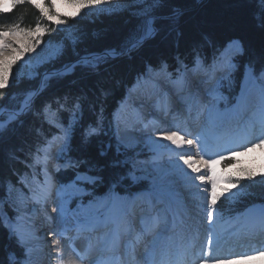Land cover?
Here are the masks:
<instances>
[{"label": "bare ground", "instance_id": "bare-ground-1", "mask_svg": "<svg viewBox=\"0 0 264 264\" xmlns=\"http://www.w3.org/2000/svg\"><path fill=\"white\" fill-rule=\"evenodd\" d=\"M0 51L5 53L0 57V74L16 56L27 57L24 62L29 64L31 60L33 63L38 59L28 46L22 42L16 46L15 41L7 36L0 38ZM232 53L228 51L217 60L215 57L218 54L207 60L200 58V65L183 63V69L173 77L159 71L150 72L144 83L140 80L130 90L121 107L122 112L116 117L118 137L126 144L140 143L148 147L149 165L146 169L152 178L144 186L138 185L139 188L147 185L148 190L123 195L129 192V187L110 186L108 195L101 193L100 197H92L96 191L84 189L89 182L80 177L73 179L72 176L67 190L62 193L60 188L56 192L53 204L51 199L55 187L48 195L50 198H46L53 184L47 176L48 170L70 160L54 156L51 160L46 154L42 170L45 178L41 180L44 182L43 191L33 186H30L31 189L20 187L26 194L17 197V216L14 221L7 220L5 223L27 246L24 264H138L140 258L137 255L150 256L154 246H159L161 242V254L155 264H260L264 261V248L260 247L264 245V209L261 206L252 207L250 214L246 213L248 216L245 217L241 215L226 219L221 215L224 220L219 218L221 221H218L213 214V199L224 186L220 167L229 163L231 157L244 160L259 158L264 154V75L257 76L253 81L244 77V88L235 98L228 117L223 112L220 115L217 113L215 94L220 85L213 84L216 77L212 83L205 82V86H202L208 89L211 85L208 98L198 90L197 85L193 86L190 79L191 75L210 78L223 66L221 63L226 56ZM195 67L196 72L193 71ZM179 93L184 95V106L176 102ZM35 95L29 92L22 100L19 111L28 108ZM167 111L179 117L178 126L188 133L192 145L185 146L183 138L167 130L165 122V127L160 126L158 122L161 118H167ZM195 121L205 123L206 127L193 132ZM213 122L218 125L217 129L212 125ZM183 155L190 157L185 160L181 158ZM46 159H49L47 163ZM51 168L49 173L53 175ZM64 196L70 199V204L74 201L84 202L79 216L88 215V218L78 221L76 219L79 217L70 216L68 223L62 226L58 212L63 207ZM49 201V208L53 206L58 216L56 226L59 230L46 237L53 227L47 212L48 215L43 216L50 231L41 237V207ZM191 219L207 232L203 238V248L199 249L197 245L202 237L197 229L189 236ZM236 221L239 223L233 225ZM123 236L124 242L119 241ZM51 239L53 242L50 247ZM168 240L172 245L165 242ZM43 250L44 253H50V261L49 254L41 258ZM195 251L198 254L192 256Z\"/></svg>", "mask_w": 264, "mask_h": 264}, {"label": "trees", "instance_id": "trees-1", "mask_svg": "<svg viewBox=\"0 0 264 264\" xmlns=\"http://www.w3.org/2000/svg\"><path fill=\"white\" fill-rule=\"evenodd\" d=\"M149 1L157 31L135 47L131 45L145 24L127 10L72 18L58 14L51 0L40 6L31 0H15L10 10L0 11V30L29 32L42 22L48 33L43 38L62 45L60 54L41 66L34 77H22L0 88V108L18 110L24 96L37 89L43 72L70 65L83 55L117 52L97 65L79 63L69 73L49 77L30 107L0 127V202L6 200L8 187L20 184V177L28 174L27 164L53 132V126L43 118L46 105L64 126L69 125L70 112L78 106L68 150L74 167L63 171L61 177L68 181L76 172L94 175L99 180L94 192L101 194L110 186L126 187L128 183L123 160L132 154L122 155L115 146L112 119L128 89L147 68L193 64L201 58L196 54L207 60L217 52L216 46L238 40L241 54L237 55L234 89L245 67L257 73L264 70V4L260 0ZM51 16L62 19L67 28L55 27L47 20ZM67 32H72V37ZM90 129L96 133L88 134ZM121 177L124 180L120 181ZM235 182L240 183L242 193L234 201H220L223 213L232 215L254 204L264 205V179L239 176ZM7 212L11 215L9 209ZM11 253L18 260L23 257L0 217V264H11Z\"/></svg>", "mask_w": 264, "mask_h": 264}, {"label": "rangeland", "instance_id": "rangeland-1", "mask_svg": "<svg viewBox=\"0 0 264 264\" xmlns=\"http://www.w3.org/2000/svg\"><path fill=\"white\" fill-rule=\"evenodd\" d=\"M14 1L15 0H0V4L3 5V6H0V11L10 10ZM43 1L44 0H31L32 3H34L35 5H39V6L42 5ZM51 1L54 5L56 12L60 15H63L64 17H72V18L80 17V16L93 17V16H98L99 14H102V13H112V12L121 11V10H127L130 13L137 15L141 20H143V22L145 24V29L141 30L142 32L140 31L139 35L134 40L131 47H135V46L139 45L146 38L152 37L157 31L156 27L153 23L155 16L152 14L153 8L151 7V2L149 0H51ZM47 20L50 21L51 23H53V25L57 28H61V29L67 28L65 26V22L62 19H60L59 17L51 16V17H48ZM46 29H47V27H45L42 24V22H39L36 25V27L33 29V31H29V32L22 31L19 29H14V28L7 29V30H0V38L7 36V37L11 38V40L15 41L16 46H18L19 43L22 42L24 46H28L32 50L31 52L33 53V56L38 58L37 60L33 59L34 60L33 63L31 62L32 61L31 60L30 64L24 62V60L25 61L27 60V57L19 55L18 57L16 56V57L12 58L11 61L7 65L8 67L4 69L3 74H0V88L9 87L13 83H15L16 80H18L22 77H25V78L34 77L36 75L37 71L39 70V68H41V66L50 62L52 59H54L55 57H57L60 54V51L62 49L61 43L45 40L43 38V36L48 35V33L46 32ZM66 34L69 37H72V35H73L72 32H67ZM8 47L11 48L10 46H8ZM12 49H15V48L12 47ZM229 51L233 52L232 56H234V58L236 55L241 54V50L239 51V47L238 48L234 47L232 49H229ZM217 53L218 52H216V54H212L211 56H216ZM3 54L5 55L4 51H0V57H2ZM115 56H117V52H115V51H112V52L111 51H104L101 53H91V54L81 56L76 62H74L70 65L64 66L60 69L49 70V71L43 72L41 74V76L39 77V85H38L37 89L34 91H31V92H34V94L35 93L37 94L45 86L46 81L49 77L57 75V74L59 75V74L69 73L75 64L80 63L83 65H93L94 66V65L99 64L105 58H113ZM196 56H199L202 58V56L199 54H196ZM219 57H220V55L218 54L215 57L216 58L215 60H217V58H219ZM221 64H224V61ZM195 65H200V58L197 57L194 60L193 66H195ZM235 66H236V64H235ZM183 67H184L183 63H178V66L176 68H170V69H174V70H170L167 67H161L159 69H152L150 67L147 68L146 72L144 74H142L141 76H139L136 79V81H134L135 83L128 89L125 98L120 102L119 107L117 108V110L113 114V119H112L113 120V123H112L113 124V126H112L113 132H112V135L115 139V146H117V149L121 150L122 155H124L126 153L132 154V156L130 155V157L125 158L123 160V167L127 173V174H125V176H126L125 179H127V181H128V183H126L124 186L129 187V192H124L123 195H133L135 193H138V192H141L144 190H148L147 185H145L146 187H143V188H139L138 185L144 186V183H146V182L148 183L152 178V174H150L146 169L147 166L149 165L148 147H143L142 144H140V143L130 145V144H126L125 142H123L120 139V137H118L116 117L119 115L120 111L122 112L121 107L124 104V102L127 100L126 98L129 94L130 90H132V88H134V86L140 80H141V82L144 83L148 73H150V72L153 73V72L159 71V72H162L164 74H167L168 76H172L174 74H178L179 71L183 69ZM197 69H198V67H197ZM205 69H207V71L209 70V68H206V67H205ZM193 71L194 72L197 71L196 67ZM250 71H251V69L249 67H245L243 69L242 77ZM188 74H190V72ZM190 77H191L190 78L191 82L194 86L195 85L194 84L195 81H193L194 76L191 75ZM216 80L214 81L213 84H215V85L219 84L220 85V89L217 90V93L215 94V95H217L216 101H217V98L226 100L227 99L226 96H228L229 94H231L234 91V77L231 75L230 77H228L225 80L220 81L219 83ZM240 83H241V81H240ZM209 89L211 90L210 86L208 87V89L202 88V91H204L205 95L207 93V95L209 96V92H208V91H210ZM247 89H248V87H247ZM199 93H200V91H199ZM199 93L197 90V94H199ZM28 94L29 93H27L26 95H28ZM25 96H24V98H25ZM150 98H152V97H150ZM216 101H215V103H216ZM21 103H22V101H21ZM21 103H20V106H21ZM30 105L31 104H29V107H30ZM28 108H26L25 110H22V111H19L20 107L18 108V110H15V111H10L9 108H0V127H3L8 122L14 120L20 114L25 112ZM74 108H75L74 111L70 112V116L68 118L69 125L66 127L63 126L62 123H60V120H59L60 118L57 115V113L52 109V107H50L49 105H46V107L44 108L43 118L48 124L53 126L54 129H53V132L51 133L50 136L45 137V141H46L45 144H42L41 146H39L37 148V150L35 151V153L33 154L32 158H31L30 162L27 164L28 174L22 175V177H20V179H19L21 188H24V187L28 188L29 187V189H31L30 186H33L37 190H40L41 192L43 191L42 186H43L44 182H42L41 180H43V178H45L44 177L45 174L42 173L43 167L45 166L44 165L45 164L44 163V159H45L44 157H47L46 154H48L49 159L51 157V160H52L53 156L55 157V155L58 153L57 152L58 148H62V147L64 148V146H65L64 141L67 137L68 138L70 137L69 135L71 134V129L76 126V122L78 120L79 108L76 105ZM223 111H225V110L219 109V112H223ZM162 120H163V118H162ZM161 125H162V121H161ZM87 133L88 134L96 133V130L90 129ZM256 136H257V134L254 135V137H256ZM52 142L53 143L57 142V144L55 143V145H54V144H52ZM60 144H61V146H60ZM138 144H140L141 146L138 147ZM62 154L65 158L68 157L66 155L65 151ZM139 154H142L143 157L137 158L136 155H139ZM41 158H42V160H41ZM49 159L48 160L46 159V163L49 161ZM229 159H231L230 160V162H232L231 165L220 167L223 171V176L221 177V182L224 183L223 189H221L220 192L213 199V206L215 208L213 214H214V217L216 219L218 218L217 219L218 221H221V220H219V218L223 219V217H221V215H224V217L226 219H229V218L235 216V214L229 215L227 213H223L219 209L218 204L220 203L221 200H225V199H226V201H230V202L234 201L242 193V189L240 188V183L235 182L239 176H243V177L250 176V177H253V178H256L259 180L264 179V154L259 158L251 157V158L242 160V159H237V158L231 157ZM137 163H140V165H138ZM58 164L59 165L63 164L65 167L64 168L65 171H72L73 170L72 168L74 167L72 159L70 160V162L68 160L67 161L65 160L64 162H61ZM40 165H43V166H40ZM50 168H49V170H50ZM49 170H48L47 176L51 178V179L50 178L49 179L53 184H51L50 190L46 194L47 199L50 198V197L48 198V195L49 194L51 195L50 191L54 187H55V193H54L53 197L55 196L57 190H59L60 188H61V192L64 193L67 190V187L70 183V182H68V184H67V182H64V184H62V186L57 185V187H56V183L54 182V176L51 175V173H49ZM40 173L43 174L41 177H40V175H41ZM76 177L83 178L87 182H89L88 187L84 188L87 191H91L92 189H96L97 183H99V180L97 179V177H95L94 175H91V174L76 172L73 179H75ZM121 180H124V177L123 178L121 177L120 181ZM20 187H16L15 185L9 186L8 190H7L6 200L0 202V217L2 219V222L7 229L9 237L14 238L16 243L20 246L21 251H22V255H23V257L18 260L11 253L9 256L11 264H16L15 262H17V264H24V262H26V258H27V255H26L27 254V247L23 245V242L18 238L16 232L14 230L12 231L8 227V225L5 224L7 220H9V221L13 220L14 221L16 216H17V213H18L17 210L19 209V205H18V201H17L18 195L26 194L23 191V189H21ZM135 188H138V189L136 190ZM132 189H135V190H132ZM196 190H197V188H196ZM199 190H202V188ZM131 192H133V193H131ZM44 193H45V191H44ZM108 194H109L108 191L106 193L105 192L102 193V195H108ZM116 194L119 195L118 193H116ZM102 195L95 193L92 197H100ZM69 201H70V199L68 197L64 196V198L62 199L63 207L58 212L59 213L58 215H61V220H62L61 224L63 223L62 226L64 224L66 225L71 217H76V218L79 217L78 219H76L78 221H82V219L88 218V215H86L84 217L79 216L81 211L83 210L82 206H83L84 202H80V201L75 202L74 201L73 203L71 202L72 204H70ZM261 207L264 209V206H261ZM6 209L7 210L9 209V211H11L10 216L7 214ZM192 212L194 213V211H192ZM40 224H41V222H40ZM52 225H53V227H52L51 231L48 233V236L58 232V230H59V227L56 226L57 223H55V221L52 222ZM41 229H43V228L41 227L40 230ZM123 240H124V236L119 239V241L124 242ZM52 242H53V240L51 239V243L49 244L50 247L52 245ZM47 250H49V248H47ZM47 254L50 255L49 252ZM47 254H46V256H47ZM260 264H264V261L261 262Z\"/></svg>", "mask_w": 264, "mask_h": 264}, {"label": "snow or ice", "instance_id": "snow-or-ice-1", "mask_svg": "<svg viewBox=\"0 0 264 264\" xmlns=\"http://www.w3.org/2000/svg\"><path fill=\"white\" fill-rule=\"evenodd\" d=\"M197 3H200L201 0H196ZM260 2L262 4H264V0H260ZM240 45H239V41L238 40H231V41H228L226 42L224 45L222 46H216V49H217V52L220 56H225L229 49H232L234 47L238 48Z\"/></svg>", "mask_w": 264, "mask_h": 264}]
</instances>
